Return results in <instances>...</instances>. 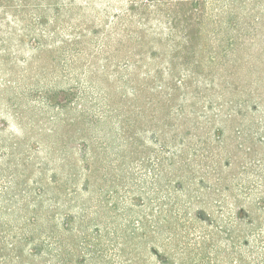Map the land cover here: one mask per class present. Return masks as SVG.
<instances>
[{
    "label": "rangeland",
    "instance_id": "rangeland-1",
    "mask_svg": "<svg viewBox=\"0 0 264 264\" xmlns=\"http://www.w3.org/2000/svg\"><path fill=\"white\" fill-rule=\"evenodd\" d=\"M264 0H0V264H262Z\"/></svg>",
    "mask_w": 264,
    "mask_h": 264
},
{
    "label": "trees",
    "instance_id": "trees-1",
    "mask_svg": "<svg viewBox=\"0 0 264 264\" xmlns=\"http://www.w3.org/2000/svg\"><path fill=\"white\" fill-rule=\"evenodd\" d=\"M261 262H262V264H264V257L262 258V261Z\"/></svg>",
    "mask_w": 264,
    "mask_h": 264
}]
</instances>
